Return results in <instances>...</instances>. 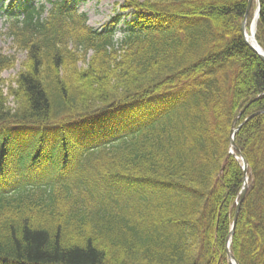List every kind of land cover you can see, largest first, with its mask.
<instances>
[{
  "label": "trees",
  "instance_id": "1",
  "mask_svg": "<svg viewBox=\"0 0 264 264\" xmlns=\"http://www.w3.org/2000/svg\"><path fill=\"white\" fill-rule=\"evenodd\" d=\"M122 2L101 30L77 0L2 10L26 59L6 86L16 57L0 51V264H229L237 151L249 188L231 252L264 264V63L241 36L248 0ZM251 116L233 155L232 126Z\"/></svg>",
  "mask_w": 264,
  "mask_h": 264
},
{
  "label": "rangeland",
  "instance_id": "2",
  "mask_svg": "<svg viewBox=\"0 0 264 264\" xmlns=\"http://www.w3.org/2000/svg\"><path fill=\"white\" fill-rule=\"evenodd\" d=\"M23 0H0V51L7 55H13L16 57L17 64L15 67L9 71L3 73L2 78L6 82V86L13 85L14 79L16 78L18 72L21 70V65L25 61V56L20 53H15L12 49L13 43L11 39L8 38L7 31L5 29V17L3 16V11L5 10L10 3L19 2ZM33 4L42 5L45 0H29ZM55 1V0H54ZM78 9L81 12H85L88 15L89 25L95 30H100L105 24H107L110 19H112L117 14H123L121 11H118L123 3L121 0H77ZM256 13V4L252 11L251 19L249 24L252 23L253 17ZM127 14V13H125ZM132 17L127 16L124 18L118 26L117 37L120 38L126 22L129 21ZM249 28V25H248ZM7 92V91H6ZM12 102V99L10 100ZM33 136L26 135L25 140L32 139Z\"/></svg>",
  "mask_w": 264,
  "mask_h": 264
},
{
  "label": "water",
  "instance_id": "3",
  "mask_svg": "<svg viewBox=\"0 0 264 264\" xmlns=\"http://www.w3.org/2000/svg\"><path fill=\"white\" fill-rule=\"evenodd\" d=\"M256 1L257 4H258V10H257V20L259 19V16H260V3H259V0H248V9H247V13L244 17V20H243V23H242V26H241V35H242V38L244 39L245 43L248 45V47L254 51L259 57L260 59L262 60V62L264 63V52H263V49L259 46V44L257 43L256 41V44L258 45V48H255L254 46H252L251 44L248 43V41L246 40V21H247V17H248V14L251 10V7L253 5V2ZM254 36H255V33H254ZM258 115V114H256ZM252 117L254 116H251L250 118H248L245 122H243V124H241L240 126H238L237 128L234 127L233 125V128L231 130V141H230V144H231V148L232 149H236V145H235V142H234V139H235V136L236 134L239 132V130L242 128V126L247 123V121H249ZM239 159H241L242 163H243V171H244V185H243V189L240 193V196H239V201H238V204H237V209H236V212H235V216H234V219H233V225H232V229H231V232L229 233L228 237H227V240H226V252H227V256H228V259H229V262L230 264H239L236 260V258L231 254L230 252V244H231V240L233 238V235H234V232H235V229H236V225H237V221H238V216H239V211L241 209V205L242 203L244 202L245 200V196H246V191L248 189V178H247V172H248V164L246 162V160L244 159V157L242 155L239 156Z\"/></svg>",
  "mask_w": 264,
  "mask_h": 264
},
{
  "label": "bare ground",
  "instance_id": "4",
  "mask_svg": "<svg viewBox=\"0 0 264 264\" xmlns=\"http://www.w3.org/2000/svg\"><path fill=\"white\" fill-rule=\"evenodd\" d=\"M253 6L251 7V10L248 14V17H247V21H246V26L249 25V29L250 30H247L246 32V40L248 41L249 44H251L252 46H254L255 48L259 49L258 48V45L256 44V41H255V37H254V31H255V27H256V22H257V13H255L254 17H253V20H252V23L249 24V21L251 19V15H252V11H253ZM247 9H248V5H247ZM247 9H246V12L243 16V19H242V22H241V26H242V23H243V20H244V17L247 13ZM261 10V9H260ZM241 26H240V31H241ZM237 151V150H236ZM238 155H242L239 151H237Z\"/></svg>",
  "mask_w": 264,
  "mask_h": 264
}]
</instances>
